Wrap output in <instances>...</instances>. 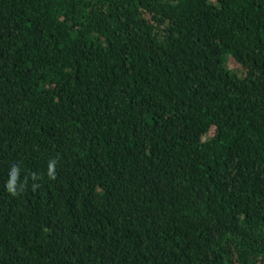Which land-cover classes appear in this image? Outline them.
<instances>
[{"label": "trees", "instance_id": "16d2710c", "mask_svg": "<svg viewBox=\"0 0 264 264\" xmlns=\"http://www.w3.org/2000/svg\"><path fill=\"white\" fill-rule=\"evenodd\" d=\"M0 264H264V0H0Z\"/></svg>", "mask_w": 264, "mask_h": 264}, {"label": "clouds", "instance_id": "9594fccd", "mask_svg": "<svg viewBox=\"0 0 264 264\" xmlns=\"http://www.w3.org/2000/svg\"><path fill=\"white\" fill-rule=\"evenodd\" d=\"M49 167L51 168V164L49 165ZM15 171H16V169L13 168V174L15 173ZM11 184H12V181L10 180V181H9V190H12L11 187H10Z\"/></svg>", "mask_w": 264, "mask_h": 264}, {"label": "rangeland", "instance_id": "374dc122", "mask_svg": "<svg viewBox=\"0 0 264 264\" xmlns=\"http://www.w3.org/2000/svg\"><path fill=\"white\" fill-rule=\"evenodd\" d=\"M232 65H233L232 66L233 69H236L237 68V65L235 63L232 62Z\"/></svg>", "mask_w": 264, "mask_h": 264}]
</instances>
